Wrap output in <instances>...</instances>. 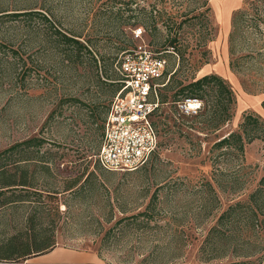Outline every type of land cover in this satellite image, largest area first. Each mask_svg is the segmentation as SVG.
Instances as JSON below:
<instances>
[{"label":"rangeland","instance_id":"rangeland-1","mask_svg":"<svg viewBox=\"0 0 264 264\" xmlns=\"http://www.w3.org/2000/svg\"><path fill=\"white\" fill-rule=\"evenodd\" d=\"M228 1L0 0V152L41 138L39 152L51 166L17 189L28 201L0 207V242L34 217L52 238L43 254L56 247L92 253L86 264L264 257V216L252 224L243 206L264 176V141L246 144L237 158L213 147L244 113L264 118V0ZM42 15L84 47L60 41ZM138 44L166 59L155 80L166 100L153 116L159 144L138 169L110 171L95 160L98 124L120 86L116 61ZM210 73L225 79L235 103L230 120L206 134L202 103L179 115L183 101L172 100L183 98L182 84ZM230 206L231 215L220 217ZM40 255L0 264H40Z\"/></svg>","mask_w":264,"mask_h":264},{"label":"trees","instance_id":"trees-1","mask_svg":"<svg viewBox=\"0 0 264 264\" xmlns=\"http://www.w3.org/2000/svg\"><path fill=\"white\" fill-rule=\"evenodd\" d=\"M239 10L240 9L235 10L233 13ZM42 18L53 27L54 34L59 37L60 41L63 43H73L79 48L84 47L82 42L75 37L69 36L55 28L48 16L42 15ZM236 20L237 19H234V23ZM175 44L174 40L171 46L177 49ZM85 49L87 50V48ZM173 74L174 72L171 75ZM169 81L170 78L167 83ZM178 93L181 94L183 98L176 99V95H174L172 101H184L188 98H198L202 100V129L206 130V134L209 131L220 129L232 116V108L235 103L234 93L225 79L215 73L204 74L199 78L191 79L186 84L181 85ZM156 95L159 103L166 102V100L160 101L158 93H156ZM153 99H155V97ZM262 106L264 108V102ZM157 110L158 107L152 113L151 119L158 135L159 144V133L156 123L153 120V116ZM177 113L181 115L179 110H177ZM201 114H198V116ZM104 121L105 117L101 124H98V127L102 129L101 138L103 135ZM255 139L264 141V118L257 113L248 112L243 114L237 129L222 134L218 140L214 142L213 147L219 149V154H232L234 158H237L244 153L246 144ZM42 143L43 140L41 138L33 137L15 143L0 152V207L11 203L28 201L27 192H22L23 190L18 191L17 189H26V187L33 186L35 184L33 179L36 171H48L51 169V166L44 160V154H40L39 152ZM29 148L31 150H28ZM29 152H31V154H29ZM30 165L32 166L33 172L29 175ZM207 184H209V182H207ZM240 204V202H236V207H241L242 205ZM243 206L245 210L248 211V217L251 219L250 222H252V224L259 221L258 216H264V176L261 177L254 191L248 195V200ZM232 210L233 207L230 206L220 217L224 215L230 216ZM27 222L26 227L21 231L10 236L6 241L0 242V260L8 261L27 258L32 255L43 254V252L49 250V247L51 248L52 238L44 234L45 229L37 227V221L34 217H29ZM250 256L249 254L246 255L247 258ZM212 258H214V256H212ZM227 264H264V257L259 258L257 263L243 260L229 262Z\"/></svg>","mask_w":264,"mask_h":264},{"label":"built area","instance_id":"built-area-1","mask_svg":"<svg viewBox=\"0 0 264 264\" xmlns=\"http://www.w3.org/2000/svg\"><path fill=\"white\" fill-rule=\"evenodd\" d=\"M142 33L141 27L133 29L136 38ZM115 65L121 86L110 101L95 160L106 170L134 171L158 147L151 115L159 106L156 98L159 84L155 80L163 76L166 59L147 45L138 44L122 52ZM201 101L185 99L179 104L180 112L197 113Z\"/></svg>","mask_w":264,"mask_h":264},{"label":"crops","instance_id":"crops-1","mask_svg":"<svg viewBox=\"0 0 264 264\" xmlns=\"http://www.w3.org/2000/svg\"><path fill=\"white\" fill-rule=\"evenodd\" d=\"M200 76H202V74ZM250 101L252 104L254 102L256 103V99L252 98ZM38 258H40V264H86L94 259V255L87 252H63L61 249L56 247L49 252L38 256Z\"/></svg>","mask_w":264,"mask_h":264},{"label":"bare ground","instance_id":"bare-ground-1","mask_svg":"<svg viewBox=\"0 0 264 264\" xmlns=\"http://www.w3.org/2000/svg\"><path fill=\"white\" fill-rule=\"evenodd\" d=\"M230 2L232 3V0H229V1H228V4H229Z\"/></svg>","mask_w":264,"mask_h":264}]
</instances>
